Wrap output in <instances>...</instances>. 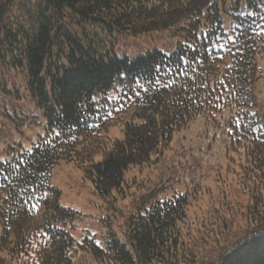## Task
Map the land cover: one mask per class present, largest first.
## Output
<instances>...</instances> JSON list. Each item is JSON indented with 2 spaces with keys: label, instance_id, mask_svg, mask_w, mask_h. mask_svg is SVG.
Returning <instances> with one entry per match:
<instances>
[{
  "label": "trees",
  "instance_id": "1",
  "mask_svg": "<svg viewBox=\"0 0 264 264\" xmlns=\"http://www.w3.org/2000/svg\"><path fill=\"white\" fill-rule=\"evenodd\" d=\"M261 96L264 0H0V264H264ZM197 121L238 153L223 173L186 137ZM32 125L28 146L10 138ZM61 163L110 209L127 200L119 236L109 216L103 237L73 238ZM132 169L153 179L128 194Z\"/></svg>",
  "mask_w": 264,
  "mask_h": 264
},
{
  "label": "rangeland",
  "instance_id": "2",
  "mask_svg": "<svg viewBox=\"0 0 264 264\" xmlns=\"http://www.w3.org/2000/svg\"><path fill=\"white\" fill-rule=\"evenodd\" d=\"M149 40L157 45L163 44L161 45V48L164 47L165 42L161 39V37H154L150 38ZM121 43L119 42V44L117 45V52L120 54L137 52L139 53L141 51H145L148 48H151L150 43L147 41H141L139 44L133 43L131 45H124ZM258 99L260 100V102L264 103L263 96L258 97ZM0 102L3 101L1 100ZM37 131L38 130L36 129V127L32 125L28 128V130H22L20 134H12L10 138L15 140L16 142H21V144L28 146L31 140L35 141V138L39 133ZM200 133L201 135H199ZM202 133L206 134L202 135ZM186 134L187 136H185L188 139L195 140L197 137L196 135H199V138H201L200 142L203 141L206 145H209L211 142L210 153L215 156V158H212V162H214L215 164H220L222 166L221 173H223L227 164L226 158L231 157L235 159L236 162L239 159L238 153L232 152L227 148L228 145L225 144L226 142L224 141V137L221 136L222 134H220L219 131L212 130L210 125L204 127L201 124V121H197L189 127ZM105 137L108 139H121L122 133L117 127H113L109 130L108 133H106ZM181 144L186 147H190L191 145H189V143L186 141H181ZM193 144L195 145L196 142ZM171 149L172 150L166 152V156L170 158L174 155L175 151H181V147L174 142L172 143ZM208 164L209 166L212 165L209 161ZM159 166H163V164L160 163ZM213 173L214 171L209 172L210 177L201 181L203 187L214 188V184L211 181ZM152 179V170L148 169L145 172L138 173L135 169H132L127 173V183L124 188V192L128 194L135 193V191H137L141 185H147L148 182L152 181ZM187 182L190 185V180H188ZM51 184L60 192L59 203L62 206L71 208L79 213V217L74 222L73 227H68L70 234L76 241H81L82 237L84 236H93L97 239L106 235V233H108L107 231H109V227L105 224L109 220V216L113 220L112 230L119 236L121 231L118 228V224H120L118 213L121 212V210L119 209L122 208L125 203H127V200L120 202L119 206L115 205V207H111L110 209V206L108 207L107 203H105L95 195L91 182L83 177L81 171L65 163H61V165L55 167V169L51 173ZM184 188V182H182V185H180L179 183V185L174 186V189L178 192H183ZM120 216H122V213L119 214V217Z\"/></svg>",
  "mask_w": 264,
  "mask_h": 264
}]
</instances>
